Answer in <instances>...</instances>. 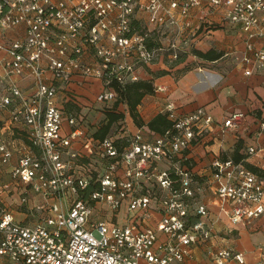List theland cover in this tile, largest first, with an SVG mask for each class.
<instances>
[{
  "label": "built area",
  "instance_id": "built-area-1",
  "mask_svg": "<svg viewBox=\"0 0 264 264\" xmlns=\"http://www.w3.org/2000/svg\"><path fill=\"white\" fill-rule=\"evenodd\" d=\"M198 6L221 9L243 38V62L264 64V0H0V109L7 112L0 119V162L16 151L9 173L22 184L21 195L29 189L36 196L40 215L26 222L30 215L17 217L0 204V264H182L216 234L220 214L230 232L256 230L264 182L255 172L218 156L209 174L184 164L192 147L216 129L234 127L241 113L218 122L204 107L182 112L168 102L162 112L171 125L164 132H132L120 122L96 138L87 113L68 109L80 106L68 89L73 76L98 78L95 100L107 104L117 97L113 82L122 88L138 80L137 68L158 56L162 47H147L141 18L161 33L169 26L191 33ZM167 45L178 56L172 38ZM19 127L28 143L15 150L6 133ZM26 201V194L19 197ZM256 248L254 264H264V240ZM210 257L211 264H246L232 246L214 247Z\"/></svg>",
  "mask_w": 264,
  "mask_h": 264
},
{
  "label": "crops",
  "instance_id": "crops-1",
  "mask_svg": "<svg viewBox=\"0 0 264 264\" xmlns=\"http://www.w3.org/2000/svg\"><path fill=\"white\" fill-rule=\"evenodd\" d=\"M140 15L143 17L144 14ZM206 19L211 20L213 25L206 24ZM190 21L192 32L186 37L183 53L171 63L166 58L169 55L162 53L158 55L156 61L139 66L136 70L139 80H147L152 84V92L146 93L136 105L139 119L144 124L140 127L146 128V122L158 113L163 114V108L168 102L182 112L204 107L218 122L230 114L241 113L242 116L235 120L234 127L226 128L223 133L216 129L208 137L211 138L208 142L192 147L189 151V163L194 171L209 174V162L212 157L234 159V149L238 142L240 148L237 154L241 157L239 161L255 168V173L264 182V130L259 127L260 122L264 121V64L243 62L245 50L243 38L238 30L233 29L224 19L221 9L209 11L203 6L195 7L191 10ZM198 25L199 28L194 31L193 28ZM175 27L169 26L165 32L171 34L176 30ZM156 33L159 35L161 32ZM6 35L14 37L16 31L9 30ZM163 37L162 33L158 38L161 40L160 44H165ZM3 40L0 34V41ZM194 50L208 53L210 57H200ZM3 56L4 53L0 51V58ZM245 69H250L251 74L245 75ZM3 76L0 64V79ZM72 79L68 89L77 97L80 106L69 103L68 108L87 113L90 130L95 132L108 122L107 110H111L109 108L114 102L104 104L95 100L102 87V82L98 78L84 79L75 75ZM23 81L25 80L20 82L21 85H24ZM83 86L89 87L91 91H87ZM113 109L116 113H123V118L114 121L105 135L114 133L120 122L132 132L139 128L132 120L125 102L118 103ZM6 113L0 109V119H4ZM249 146L255 148L250 154L246 153ZM206 197L210 199L209 194H206ZM208 202L211 211L216 212V206ZM17 217H20L19 214ZM221 217L223 221L220 220V224L230 225L224 215L221 214ZM255 225L257 228L254 231L242 226L233 228L231 239H227L232 247L244 252L246 264H254L259 258L256 246L264 240V215L255 221ZM222 232L220 230V233ZM225 233L229 237V233ZM199 253L200 251H195L198 257ZM201 260L204 264H210L202 254ZM197 261L198 258L192 260V264H198Z\"/></svg>",
  "mask_w": 264,
  "mask_h": 264
},
{
  "label": "rangeland",
  "instance_id": "rangeland-1",
  "mask_svg": "<svg viewBox=\"0 0 264 264\" xmlns=\"http://www.w3.org/2000/svg\"><path fill=\"white\" fill-rule=\"evenodd\" d=\"M156 30L157 29H154L152 27V25L147 24V22L144 19L139 21V31L143 32V33L147 32L148 33L147 40L150 39V41H153L156 43V45H154L153 48L154 47H162V49L158 50L159 51L158 55H160L162 53L165 55H169V57L166 56V58H167V61L171 63V61L174 60V58H176L177 56H172V54L169 53V52H171V49L169 48V45H167V41L171 40V38H172V40L176 42L177 53L179 55V54L183 53L184 47H185L186 37L189 35L185 29L183 31H179L178 28H176V30H173L171 32V34L168 32H162L164 35L163 41H165V44H160L161 40H159L158 38H160L162 33L158 32ZM156 32H158L160 34L157 35ZM157 57L158 56H153V59L150 63L156 61ZM83 87L87 91L88 90L91 91V89L89 87H87V86H83ZM22 129H23L22 127L15 128L16 131H14V129H13L14 135H12L11 131L6 133V136L10 137V139L12 141L11 142L12 148L15 150L19 149L22 145H27L26 143H28V140L23 136L24 132ZM13 153H15V154H13V157L11 158V160L8 163L2 164L0 162V201H1L0 204L5 205V206L9 207L10 209L14 210L16 212V215L17 214H19V216H22L23 214L30 215V217L25 218V221L26 222H34L38 216L40 217L39 212L37 213L35 210L36 206L38 205V201H34L35 199H37L36 196H32L29 189H27L23 194V195H25V194L27 195V201L24 203L19 202V197L23 196L20 194L21 192H23L22 191V184L20 182H18L17 180H15V178H13L11 176V174L9 173L11 164L14 162L15 157H16V151H14ZM184 164H186L190 167V163L188 162V160L186 162H184ZM199 181H200V179L197 178V182H199ZM202 183H204V182H202ZM205 190L209 191L208 189H205ZM209 196H210V199L207 197V201L212 202L213 201V194L209 193ZM216 211H217V207H216ZM123 215H124L123 212L120 213L119 223L122 222V216ZM222 219L223 218L221 217V214L216 219V222H215L216 234L212 235L211 238H209V240H207L206 242L201 243V245L193 247L192 259L188 262L187 261L183 262L182 264H187V263L192 264V260H195L197 258L199 259V261H197L198 264H204L202 262V260L200 261L201 254L204 256V258H206V261L211 264L212 260H211L210 256H211V252L213 251L214 247L232 246L229 244V241H228L229 239H231L230 234H232L229 231V228H231V225H228V223H225V224L221 223L220 224L219 221L221 220V222H222L223 221ZM227 226H229V227H227ZM220 230L223 232L220 233ZM225 232L229 233V237H227ZM195 251H200L199 257L196 256Z\"/></svg>",
  "mask_w": 264,
  "mask_h": 264
},
{
  "label": "trees",
  "instance_id": "trees-1",
  "mask_svg": "<svg viewBox=\"0 0 264 264\" xmlns=\"http://www.w3.org/2000/svg\"><path fill=\"white\" fill-rule=\"evenodd\" d=\"M154 45H156L155 42L150 41V39L147 40V47L151 48ZM195 51V54L199 55L203 58H208L210 55L208 53H202L199 51ZM114 88L117 91V97L113 100L112 107L107 110L106 117L108 118V122L104 125H101L98 130L94 132V136L96 138H102L105 136V134L108 132L111 124L116 121L119 118H123V113H116L114 112V107L118 105L120 102H125L128 106L130 116L132 117V120L134 123L140 128V126L144 125L143 122L139 119L138 113L136 111V105L140 102V99L146 94L152 92V84L147 80H136V81H129L125 83L122 88H120L119 85L116 84V82L112 83ZM77 102H79L77 100ZM79 106V105H78ZM69 110H72V107L68 108ZM145 127L153 131L155 133H162L167 128L170 127V121L167 119L165 114L158 113L156 114L152 119H150L148 122L145 123ZM240 148V144L237 142L235 145V151H234V159L235 161H239L241 159L240 155L237 154L238 150ZM247 167L256 172L255 168H253L251 165L246 164Z\"/></svg>",
  "mask_w": 264,
  "mask_h": 264
}]
</instances>
